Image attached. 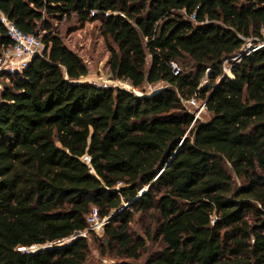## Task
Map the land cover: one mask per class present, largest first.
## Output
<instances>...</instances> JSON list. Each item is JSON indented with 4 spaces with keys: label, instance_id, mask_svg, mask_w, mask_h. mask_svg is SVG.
Here are the masks:
<instances>
[{
    "label": "trees",
    "instance_id": "trees-1",
    "mask_svg": "<svg viewBox=\"0 0 264 264\" xmlns=\"http://www.w3.org/2000/svg\"><path fill=\"white\" fill-rule=\"evenodd\" d=\"M0 11L45 45L0 94V264H89L87 237L71 238L91 232L94 207L115 264H138L146 241L130 226L149 211L162 248L144 264H264V47L246 51L264 45V0H0ZM73 20L101 23L113 79L142 95L81 81L88 65L52 24ZM11 46L0 23V57ZM192 97L208 121L193 124Z\"/></svg>",
    "mask_w": 264,
    "mask_h": 264
},
{
    "label": "rangeland",
    "instance_id": "rangeland-1",
    "mask_svg": "<svg viewBox=\"0 0 264 264\" xmlns=\"http://www.w3.org/2000/svg\"><path fill=\"white\" fill-rule=\"evenodd\" d=\"M52 24L55 28L61 31L64 43L72 51L77 53L88 65L89 75L87 77L91 81L97 79V77H105L112 81V84L109 87L122 88L124 90L135 92L138 95L143 94L141 91L133 88L129 82L113 79V75L110 73L108 67L110 53L102 36L100 22H89L83 27L75 20L71 22H63L62 24L53 22ZM150 62L151 58L149 57L148 65ZM226 66L228 67L229 65L226 63ZM85 78L81 81H85ZM120 82L123 83V85L120 84ZM165 86L164 83L146 85V91L147 93H152L154 90L162 89ZM191 110L194 111V109ZM209 118L210 114L205 112L202 114L201 121H208ZM159 219V213L153 211L137 213L134 216L130 229L133 234L142 237L146 241V249L143 252L141 259L138 261V264H144L162 248V243L160 240L156 239ZM81 235H84V233ZM86 237L90 245L89 264H115L120 261L115 253L107 250L104 235L88 232ZM31 251L34 252L36 249L31 248Z\"/></svg>",
    "mask_w": 264,
    "mask_h": 264
},
{
    "label": "built area",
    "instance_id": "built-area-1",
    "mask_svg": "<svg viewBox=\"0 0 264 264\" xmlns=\"http://www.w3.org/2000/svg\"><path fill=\"white\" fill-rule=\"evenodd\" d=\"M190 19L195 21L196 15H191ZM0 23L4 25L7 30V34L9 39L12 42V46L5 50L0 57V94L4 90L5 83L9 82V78L11 76L22 75L30 66L32 61L36 56L42 55L45 50V45L41 38L36 35L26 33L21 30L17 24L9 19L4 13L0 11ZM263 45L254 46L252 44L247 45V50L249 52H253ZM173 72L175 75H178L180 72V68L177 63L173 62L172 64ZM226 73L231 74V68H225ZM86 82L93 84L95 86L101 88H115L109 87L112 84V81L106 79L105 77H97V79L91 81L88 77L85 78ZM208 82V78L203 80V84L205 85ZM123 85V83L120 82ZM186 107L193 113L194 122L197 120H201L202 114L207 112V104L206 102L199 101L196 97H192L185 102ZM191 109H194L192 111ZM83 161L87 164L91 163V158L89 156H85ZM87 222L89 224L88 231L103 235L105 232V227L109 223V218H103L100 215V211L98 208H93L91 213L87 216ZM84 235H81L83 234ZM77 233L71 239H75L77 235L86 237L87 232ZM67 241H59L58 244H64ZM32 249H35L34 247ZM20 250L26 251L25 248H21Z\"/></svg>",
    "mask_w": 264,
    "mask_h": 264
},
{
    "label": "water",
    "instance_id": "water-1",
    "mask_svg": "<svg viewBox=\"0 0 264 264\" xmlns=\"http://www.w3.org/2000/svg\"><path fill=\"white\" fill-rule=\"evenodd\" d=\"M262 47H264V45H263ZM159 90H161V88H160V89H156V90H154L153 92H157V91H159ZM77 237H79V235H77ZM77 237H76V238H77Z\"/></svg>",
    "mask_w": 264,
    "mask_h": 264
}]
</instances>
